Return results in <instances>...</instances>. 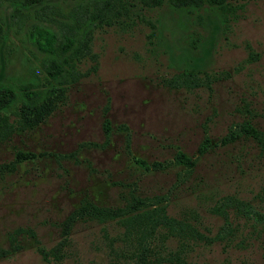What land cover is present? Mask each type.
<instances>
[{
	"label": "rangeland",
	"instance_id": "obj_1",
	"mask_svg": "<svg viewBox=\"0 0 264 264\" xmlns=\"http://www.w3.org/2000/svg\"><path fill=\"white\" fill-rule=\"evenodd\" d=\"M226 2V27L210 9L126 0L94 31L83 75L0 141V264H136L146 241V264H264V0ZM10 3L0 0L3 82L29 46ZM84 203L122 213L67 229ZM155 206L194 233L144 238Z\"/></svg>",
	"mask_w": 264,
	"mask_h": 264
},
{
	"label": "trees",
	"instance_id": "obj_2",
	"mask_svg": "<svg viewBox=\"0 0 264 264\" xmlns=\"http://www.w3.org/2000/svg\"><path fill=\"white\" fill-rule=\"evenodd\" d=\"M66 1L11 0L12 15L18 22L14 33L22 34L19 36L20 42H27L29 46L22 53L21 71L9 81H0V141L13 130L32 127L52 111L61 86L76 82L83 75L78 66L83 58L90 55L94 31L111 25L114 19L127 12L123 3L126 0H73L69 4ZM163 1L174 10L198 18L200 11L213 10L224 27L231 13L226 0H140L144 5H159ZM8 32V28L0 26V44L8 40ZM8 50L11 53L16 49L11 47ZM10 114L15 116V125L7 121ZM143 202L135 200L131 204L132 209ZM164 209V206H155L142 213L145 221L142 223L148 227L144 238L145 235L150 238L161 226L169 231L188 228L190 233H194L186 222L168 216ZM121 213L118 209L98 208L94 204L84 203L68 215L65 226L68 229L74 220L84 216L103 220ZM10 241L12 249H18L19 246L13 244L12 239ZM147 248L146 241L135 254L136 264H146L143 251ZM39 251L46 259V252ZM6 253V249L0 248V256Z\"/></svg>",
	"mask_w": 264,
	"mask_h": 264
}]
</instances>
